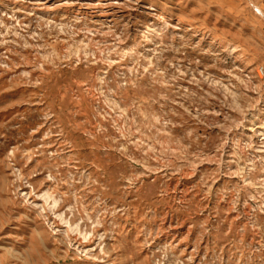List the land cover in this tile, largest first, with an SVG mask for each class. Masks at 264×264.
Instances as JSON below:
<instances>
[{"label":"rangeland","instance_id":"obj_1","mask_svg":"<svg viewBox=\"0 0 264 264\" xmlns=\"http://www.w3.org/2000/svg\"><path fill=\"white\" fill-rule=\"evenodd\" d=\"M264 0H0V264H264Z\"/></svg>","mask_w":264,"mask_h":264},{"label":"bare ground","instance_id":"obj_2","mask_svg":"<svg viewBox=\"0 0 264 264\" xmlns=\"http://www.w3.org/2000/svg\"><path fill=\"white\" fill-rule=\"evenodd\" d=\"M254 11L259 17H262L264 19V12L262 11V9L254 7Z\"/></svg>","mask_w":264,"mask_h":264},{"label":"built area","instance_id":"obj_3","mask_svg":"<svg viewBox=\"0 0 264 264\" xmlns=\"http://www.w3.org/2000/svg\"><path fill=\"white\" fill-rule=\"evenodd\" d=\"M258 76L260 78H263L264 77V66H261L259 69H258Z\"/></svg>","mask_w":264,"mask_h":264}]
</instances>
